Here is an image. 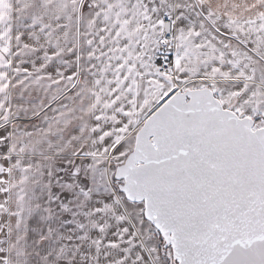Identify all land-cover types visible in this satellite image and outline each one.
Here are the masks:
<instances>
[{"label": "snow or ice", "instance_id": "6c2138e0", "mask_svg": "<svg viewBox=\"0 0 264 264\" xmlns=\"http://www.w3.org/2000/svg\"><path fill=\"white\" fill-rule=\"evenodd\" d=\"M0 264H264V0H0Z\"/></svg>", "mask_w": 264, "mask_h": 264}]
</instances>
